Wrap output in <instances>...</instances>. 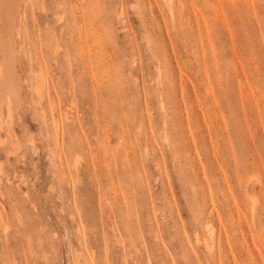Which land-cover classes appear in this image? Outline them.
Masks as SVG:
<instances>
[{
    "label": "rangeland",
    "instance_id": "374dc122",
    "mask_svg": "<svg viewBox=\"0 0 264 264\" xmlns=\"http://www.w3.org/2000/svg\"><path fill=\"white\" fill-rule=\"evenodd\" d=\"M24 1L0 264H264V0Z\"/></svg>",
    "mask_w": 264,
    "mask_h": 264
},
{
    "label": "bare ground",
    "instance_id": "6f19581e",
    "mask_svg": "<svg viewBox=\"0 0 264 264\" xmlns=\"http://www.w3.org/2000/svg\"><path fill=\"white\" fill-rule=\"evenodd\" d=\"M19 1L20 0H0V47H2L1 51L3 52V55H4L3 68H0V72L2 69L3 74H4V86L1 84L3 86V88L0 87L1 88L0 89V115H2V114L4 115V113L1 112V110H2L1 106H2V103H5L4 101H6V99L9 98L8 100H11L13 103H15V104H13L15 106L21 105L20 104L21 101L22 100L24 101V98L22 97V95L20 93V87L22 86V83L20 86V79L21 78L18 77L19 73H17L18 71L15 70L14 64L12 61V58L14 57V55L17 54V53L15 54L16 49H14V46H15L14 43L16 44V42L14 40H15V36L16 35L18 36V23H17L16 14H17V9H18L17 4H19L18 3ZM34 1L32 0L33 4H34ZM36 1L39 2V0H36ZM24 2L26 3V0ZM29 3H31V2L29 1ZM20 4H21V2H20ZM23 5H26V4L23 3ZM31 5H32V3H31ZM2 58H3V56H2ZM15 59H16V57H15ZM2 78H3V76H2ZM22 82H23V80H22ZM38 91H40V90H38ZM25 104H26V102H25ZM21 107H23V106L21 105ZM17 108L18 107H16V109ZM8 109L9 108H7V110ZM5 115H6V113H5ZM2 116H1V118H2ZM6 117H4V118H6ZM32 136H33V134H32ZM27 139L29 140L30 137L27 136ZM28 140H27V142H28Z\"/></svg>",
    "mask_w": 264,
    "mask_h": 264
}]
</instances>
